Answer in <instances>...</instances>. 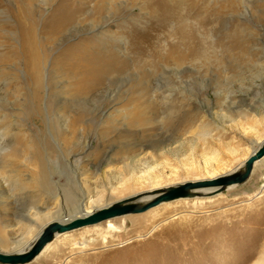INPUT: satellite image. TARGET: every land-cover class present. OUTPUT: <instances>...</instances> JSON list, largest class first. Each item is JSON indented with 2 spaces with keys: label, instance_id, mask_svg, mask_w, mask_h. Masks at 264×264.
Returning a JSON list of instances; mask_svg holds the SVG:
<instances>
[{
  "label": "rangeland",
  "instance_id": "1",
  "mask_svg": "<svg viewBox=\"0 0 264 264\" xmlns=\"http://www.w3.org/2000/svg\"><path fill=\"white\" fill-rule=\"evenodd\" d=\"M65 1L0 0L3 251L85 196L107 203L224 174L264 140V0H68L78 13L62 30ZM79 42L123 63L87 94L62 58ZM140 93L163 103L149 110ZM113 222L29 264H263L264 158L217 196Z\"/></svg>",
  "mask_w": 264,
  "mask_h": 264
},
{
  "label": "bare ground",
  "instance_id": "2",
  "mask_svg": "<svg viewBox=\"0 0 264 264\" xmlns=\"http://www.w3.org/2000/svg\"><path fill=\"white\" fill-rule=\"evenodd\" d=\"M152 4H153V2H152ZM77 13H78V10L76 11L74 9L72 10V9L69 8V1L66 0L65 2L60 4L59 11L57 13V17H56V20L54 21V24L58 27V29H60V28L61 29L62 28L65 29L68 25H70L73 22V20L77 16ZM179 32L183 36H185L184 34H186V30L182 26L179 28ZM83 44H84L83 42H79V43L69 47L68 49H66L63 52V57H62L63 61H65V63H68V65L71 68H73L72 70H75L76 74H79V76H77L78 82L76 84V88L74 87L76 89V91H78V94L79 93L80 94H83V93L87 94V93H91L93 90L98 89L99 86H101V83H103L105 81V78L109 77V75L114 73V72H118V71L122 70V67H123V65H122L123 63H121V61L117 57H115L113 54L112 55H110L109 53L103 54V55H100V54H97V53H91L90 54L83 47L84 46ZM30 69L32 70V72H34L35 71L34 69H36V66L35 67L31 66ZM147 96H148L147 93H140L137 96L136 100L142 101V104L144 105V107L148 108L149 110H152V108H154L156 105L158 106L161 103H163L162 99H159L157 97V94H154L150 98H148ZM137 108H139V107H137ZM136 112H137L136 110L130 112L129 116L132 119L136 118V117L138 118L140 113L144 114V112H146V109L139 111L138 114ZM156 113H158V112H156ZM263 142H264V140H262V136H259L257 141L253 140L252 144H256L257 143L258 144L257 148L255 150H253V151L247 152L246 158L243 161H241L239 163V165H237L235 168H233L231 170L229 168V171H227V172H231V171L235 170L236 168H238L239 166H241L247 160V158L249 156H251L262 145ZM262 159L258 160L255 163V166H254V169H253V172H252V175H251L250 178H252V176H253V174L255 172L256 166L258 165V163ZM222 174H220V175H222ZM217 176H219V175H217ZM213 177H216V175L211 176V177H207V178H213ZM201 179H206V178H197V179H191V180H186V181H195V180H201ZM127 181L130 182V181H132V179L129 178V179H127ZM186 181L176 182V183L171 184V185H175V184H178V183H183V182H186ZM171 185H166V186H171ZM166 186L153 187L151 189L138 191V192L133 193L131 195H128L126 197H122V198H119L117 200H114L113 202H107V203H102V201L99 198H93V197L90 196V198L87 199V196H85L84 198H81L82 201L78 202L73 207H69L68 209H66L67 212H65V210L62 209V212H58L57 213V215H59L58 217H54V218L51 217V219L48 220L44 224V226L41 229H39L33 235V238L31 237L32 239L30 241L26 242V241L21 240V242H20L21 245H19V246H22L21 248L13 249V250H10V251H3V250H0V251L5 252V253H11V252H16V251L25 249L26 246H30L32 244V242L40 234V232L43 230V228L47 224H49L50 222H52L54 220H58V221H61V222H68V221L73 220L75 218L84 217V216H87V215L97 211V210H100L102 208L108 207V206L114 204L115 202H117L119 200L128 199L130 197L137 196V195H140V194H143V196H141L140 198H137L136 201L145 202V201L150 200L151 198H153L155 196V194H153L155 192V190L163 188V187H166ZM231 188H233V187H231ZM209 190L210 189H201V191L205 192V193L209 192ZM219 194H221V193H219ZM219 194L211 195V196H217ZM211 196L203 195V196H196V197H193V198L175 199V200L163 202V203H161V204H159L157 206H154L152 208H149V209H147L146 211H143V212L129 213V214H125V215H122V216L109 218L107 220H104V221H101V222H98V223H95V224H92V225H87V226H84V227L76 229V230H72V231L61 233V234H57L56 237L51 242H49L44 247V249L31 262H34L43 253H45L48 250H50L51 247L53 246V244L55 243V241H57L59 238H61L63 236H66L68 234H72L74 231H77V230H94L95 229V230L99 231V233L101 235L103 233V231H102V227L100 225L106 223V226L108 228L106 230V232H111L113 230H116L118 227L114 224L113 220H116L117 218H122L123 219V217L129 216V215L137 216L138 214L139 215L145 214V213H147V212H149L151 210H155V209H157V208H159V207H161V206H163L165 204H171L172 202H177L179 200H193V201H196L198 199L210 198ZM51 213L52 212L48 211V212H46L43 215L41 213H38V212L35 213V214L37 216H42L41 218H43V217H48ZM64 213H67L66 214L67 216H64L63 215ZM38 214H40V215H38ZM35 218H36V216H35ZM30 220L31 219H28L29 222H31ZM21 225H24V224L22 223ZM19 246H17V247H19ZM24 246H25V248H24ZM31 262H29V263H31ZM262 262L264 264V260ZM29 263H26V264H29Z\"/></svg>",
  "mask_w": 264,
  "mask_h": 264
},
{
  "label": "water",
  "instance_id": "3",
  "mask_svg": "<svg viewBox=\"0 0 264 264\" xmlns=\"http://www.w3.org/2000/svg\"><path fill=\"white\" fill-rule=\"evenodd\" d=\"M264 157V142L247 158L238 168L231 172L195 181H186L155 190V196L145 202L136 201L143 194L123 199L114 204L97 210L87 216L78 217L68 222L54 220L47 224L30 246L16 252L5 253L0 251L1 264H26L31 262L51 242L57 234L76 230L87 225H92L109 218L122 216L129 213L146 211L163 202L180 199L193 198L196 196H211L222 193L231 187L247 182L253 172L255 163ZM201 189H210L209 192H202ZM157 193V194H156Z\"/></svg>",
  "mask_w": 264,
  "mask_h": 264
}]
</instances>
